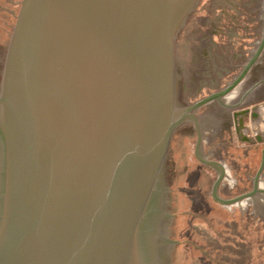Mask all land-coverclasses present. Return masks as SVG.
<instances>
[{"label":"water","instance_id":"1","mask_svg":"<svg viewBox=\"0 0 264 264\" xmlns=\"http://www.w3.org/2000/svg\"><path fill=\"white\" fill-rule=\"evenodd\" d=\"M263 54L264 0H0V264H264Z\"/></svg>","mask_w":264,"mask_h":264},{"label":"flooded vegetation","instance_id":"2","mask_svg":"<svg viewBox=\"0 0 264 264\" xmlns=\"http://www.w3.org/2000/svg\"><path fill=\"white\" fill-rule=\"evenodd\" d=\"M263 57H264V54L262 55ZM262 57V63L260 64V66L258 65V63L257 64H255V66L253 67V76H252V80L255 78V75L256 74H258L259 72V68H263L264 67V62H263V60H264V58ZM260 102H263V101H260ZM257 103H258V101H257ZM234 121H233V117H231V119H230V122H229V120H225L223 123H222V128H224V129H229L230 128V126H232L234 123H233ZM193 124V123H192ZM234 126V125H233ZM193 130L195 131V128H194V125H193ZM235 130V129H234ZM195 133H196V131H195ZM236 135V134H235Z\"/></svg>","mask_w":264,"mask_h":264},{"label":"rangeland","instance_id":"3","mask_svg":"<svg viewBox=\"0 0 264 264\" xmlns=\"http://www.w3.org/2000/svg\"><path fill=\"white\" fill-rule=\"evenodd\" d=\"M234 111V110H233ZM233 111H230L229 112V122H230V119H231V117H232V113H233ZM262 127H264V126H262ZM231 132H232V138H233V144H234V148L235 149H242V148H247V147H253V146H257V145H253V146H250L249 144H247V143H242V142H240L238 139H237V136L235 135V130H234V126L232 125L231 126ZM250 135H252V134H250Z\"/></svg>","mask_w":264,"mask_h":264},{"label":"crops","instance_id":"4","mask_svg":"<svg viewBox=\"0 0 264 264\" xmlns=\"http://www.w3.org/2000/svg\"><path fill=\"white\" fill-rule=\"evenodd\" d=\"M260 101H264V99H261V100H259L258 102H260ZM255 103H257V101H256V102H253V103H251V104H248V106H249V105H253V104H255ZM245 106H246V105H245ZM245 106H243V107H245ZM243 107H242V108H243ZM240 108H241V107H240ZM240 108H237V109H235V110H238V109H240ZM235 110H234V111H235ZM232 111H233V110H232ZM262 113L264 114V109H263V112H262ZM260 133H261V132H260Z\"/></svg>","mask_w":264,"mask_h":264}]
</instances>
